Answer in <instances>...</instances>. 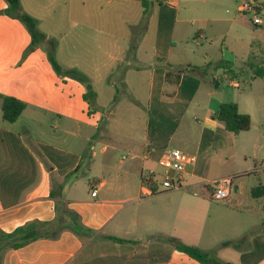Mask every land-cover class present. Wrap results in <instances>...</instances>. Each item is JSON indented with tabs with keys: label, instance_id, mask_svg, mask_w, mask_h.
Segmentation results:
<instances>
[{
	"label": "crops",
	"instance_id": "obj_1",
	"mask_svg": "<svg viewBox=\"0 0 264 264\" xmlns=\"http://www.w3.org/2000/svg\"><path fill=\"white\" fill-rule=\"evenodd\" d=\"M147 1L149 3L150 0ZM124 2L130 8L125 13L122 6L111 2L109 11L106 6L97 7L100 21L95 22L90 29L96 35V47L103 51L104 57L96 59L86 54V59H92V62L84 67V72L96 92L95 105L99 110H94V114L101 116L105 111H102V104L98 102L99 94L93 78L99 82L107 81L109 94L121 89L123 94L131 95L132 102H128L130 131L127 128L106 127L105 136L86 135L84 138L91 140L88 147L91 154L87 158L90 160L86 161L88 169L95 156V146H98L101 155H106L109 147L123 143L128 147L131 157L127 171L117 174L116 178L120 180L118 188L109 186L104 175L81 177L85 175L84 172L79 175L83 165L82 152L70 153L68 150L60 158L43 155L51 164L47 169L43 157L37 154V148L43 154L40 139H29L31 131L17 125L25 115L27 106L16 121L9 122L2 116L0 97V230L11 232L33 220L53 221L58 212L56 206L59 213L65 209L76 212L79 223L91 230L78 235L65 228L55 238L42 237L19 248L8 249L3 254L2 264H201L175 249L166 241V237H175L202 250L213 251L218 258L233 264H264V195H251L252 188L264 183V157L261 154V150H264V128L257 119V129L254 130L253 111H245L251 118L250 127L239 133L226 130L221 122L212 117L221 102L236 101L226 100L217 94L212 86L214 73L210 80L208 76L212 71L228 76L233 62L225 60L224 53H221L214 62L204 63L199 68L178 75V68L192 65L174 61L170 56L178 40L185 37L184 30L180 29L173 32L178 38L167 36L160 39L157 30L145 27L136 49L129 53L132 28L142 21L143 5L142 0ZM5 8L4 3H1L0 11ZM91 9L89 4L84 10L89 17ZM132 9L134 13L129 16ZM123 16L127 26L120 27ZM200 37L202 34L197 31L193 38ZM219 62L224 63L216 68L215 64ZM83 93L81 97L88 107ZM0 95L9 94L0 91ZM117 107L110 114H118ZM74 120L78 124H89L91 119L75 117ZM98 125L96 123L94 127L98 129ZM240 133H246V170L234 174L231 165L236 138L242 135ZM169 147L195 157L194 162L186 164L184 168L189 188L193 184L209 196L212 181L232 177L235 195L224 201L226 204L218 207L220 210L212 217L220 229L231 226L232 231L236 230L237 233L211 234V243H216L213 246L203 237L202 227L194 225L185 228L177 225L171 228L165 217L164 221L154 219L149 217L147 211L139 214L137 208L122 215L126 207L140 205L144 200L143 196L140 197L142 178L151 172L155 176L165 172L159 160L163 150ZM240 174L245 175V179L234 182L235 175ZM129 184L130 189H125ZM83 185L86 188L77 192ZM102 189L106 192L108 189L121 191L123 195L119 198L109 197L101 194ZM93 190H96L95 195H92ZM52 192L55 194L53 197ZM158 210L165 211L163 207ZM237 218V224L245 226L244 229L234 226ZM242 220L246 221L241 223ZM108 235L135 242H112L103 237ZM229 240L235 244L221 245Z\"/></svg>",
	"mask_w": 264,
	"mask_h": 264
},
{
	"label": "rangeland",
	"instance_id": "obj_2",
	"mask_svg": "<svg viewBox=\"0 0 264 264\" xmlns=\"http://www.w3.org/2000/svg\"><path fill=\"white\" fill-rule=\"evenodd\" d=\"M248 1L256 6V14L261 19V24L252 22L255 12L251 9L240 10V6ZM110 2L122 6L124 13L127 8L130 9L124 0H21L24 9L37 18V27L46 35V40L48 38L56 42L55 58L62 68H77L83 73L84 67L92 62V59H86V54L89 53L90 57L96 59L104 57L103 51L96 47V35L90 27L100 21L97 7L106 6L109 11ZM1 3L8 8L9 3L6 0H0ZM89 4L92 8L90 17L84 13ZM148 8L144 26L157 30L160 39L167 36L178 38L173 35L178 29L185 32L183 40H178L176 49L171 52L170 56L174 61L199 67L210 61L214 62L224 53V59L233 62L228 76L212 71L208 78L210 80L214 73L212 86L215 92L226 100L236 101L240 112L253 111L254 130L257 129V119L264 128V76L254 74L257 66L264 67V0H150ZM133 13L134 9L130 11L129 16ZM125 19L123 16L120 27L127 26ZM197 31L202 37L194 40ZM61 37L63 38L60 39ZM30 40L26 26L19 19L0 11V91L20 98L27 106L25 115L17 125L31 131L29 139H40L43 154H40L38 148L37 154L43 157L42 161L47 169L51 164L43 155L60 158L65 150L70 153L81 151L83 165L79 175L82 172L85 175L82 174L81 177L91 174L104 175L109 186L118 188L117 183L120 180L116 176L127 171L126 167L131 159L128 147L120 143L117 147H109L106 155H101L98 146H95V156L88 169L86 161L90 160L87 158H90L91 154L88 148L91 140L85 139L84 136H105L106 127L121 130L127 128L129 132L128 102H132L131 95L123 94L121 89L115 94H109L107 81L99 82L93 78L94 87L99 94L98 102L102 104V111H105L101 116L97 115V112L94 114V110H99L98 106L89 103L87 107L81 97L86 91L85 83L68 75L57 74L48 59L45 48L47 41L31 48ZM75 64L77 66H73ZM115 104L118 106V114H110L113 108L115 110ZM75 117L91 120L89 124H78L75 123ZM96 123L99 124L98 129L94 127ZM240 134L242 135L236 138L235 156L231 165L234 174L246 170V133ZM261 154L264 157L263 149ZM144 173L146 174V170ZM156 177L161 181L163 174H157ZM242 178L245 179V175H235L234 182H239ZM194 186L192 184L191 188L164 190L159 182V190L153 196L144 197L145 195L141 194L140 197L144 198L142 203L126 207L122 215L137 208L139 214L147 211L149 217L154 219L164 221L165 217L171 228L177 225L185 228L194 225L202 227L207 243L216 246V243H211L209 239L211 234L237 233L236 230L232 231L231 226H227L225 230L220 229L212 217L220 210L218 207L226 204L224 201L235 195V191L232 190L229 197L223 201H213L200 187ZM85 188L86 185H83L77 192H82ZM127 188L130 189V184L125 186V189ZM100 192L113 198L123 195L121 191L109 189L108 192L104 189ZM162 207L164 212L158 210ZM261 215L263 216V212ZM244 221L246 220L241 223ZM238 222L239 218L232 223L237 225L236 229H244L245 226H239Z\"/></svg>",
	"mask_w": 264,
	"mask_h": 264
},
{
	"label": "trees",
	"instance_id": "obj_3",
	"mask_svg": "<svg viewBox=\"0 0 264 264\" xmlns=\"http://www.w3.org/2000/svg\"><path fill=\"white\" fill-rule=\"evenodd\" d=\"M9 3L8 8L6 7L1 12L8 14L14 18L19 19L27 28L31 40V48L37 46L40 42L47 41L48 44L45 45L46 51L48 53V59L53 66L55 72L59 75L71 76L83 83H85L86 91L83 93L84 100L89 103H95L96 92L94 91L90 79L88 76L77 68L64 69L58 63L55 58V48L56 42L47 38L46 35L37 27L38 20L33 15L24 11L20 0H6ZM148 1L142 0L143 10H142V21L138 23L134 28H132L133 38L129 48V53H133L139 41V36L144 30L145 20L148 16ZM224 62H219L215 64L216 68L223 65ZM199 68L197 66L186 65L181 66L177 69L178 75L183 71ZM256 76H264V67L257 66L254 70ZM169 75V74H168ZM169 79V78H168ZM2 98V116L6 121L14 122L18 119L22 111L26 107V103L14 96L10 95H0ZM212 117L223 124V127L233 133H239L241 131H246L250 127L251 118L247 113H242L238 110V105L235 102H221L219 108ZM208 189L210 188L207 186ZM55 194L52 192L51 196ZM251 195L253 197H260L264 195V183L252 188ZM57 215L53 221H39L33 220L25 223L11 232H4L0 230V264H2V257L6 250L19 248L31 241H34L42 237H52L55 238L59 235L60 231L63 229H71L76 234L80 235L82 232L91 231L89 228L83 227L79 223V217L73 210L65 209L59 213V208L56 206ZM104 238L112 242H135V240H129L126 238L116 237V236H103ZM172 246L178 251L185 253L189 257L195 259L201 264H233L228 261H223L218 258L213 251L202 250L198 246L187 244L175 237H166ZM229 244H235L232 240L222 242V246Z\"/></svg>",
	"mask_w": 264,
	"mask_h": 264
},
{
	"label": "built area",
	"instance_id": "obj_4",
	"mask_svg": "<svg viewBox=\"0 0 264 264\" xmlns=\"http://www.w3.org/2000/svg\"><path fill=\"white\" fill-rule=\"evenodd\" d=\"M256 6H253L251 1L244 2L240 6V10H252L253 14L252 22L256 25L261 24V19L256 14ZM237 85V83H235ZM195 157L178 148H166L163 150L160 157V164L164 168L165 172L161 181H158L157 177L151 172L146 174L142 178V194L153 195L158 189V183L164 190L179 189L183 187H189V184L184 177V168L186 164L193 163ZM211 191L209 198L213 201H223L227 199L232 190V177H224L218 180H214L210 184ZM96 190H93L92 195H95Z\"/></svg>",
	"mask_w": 264,
	"mask_h": 264
}]
</instances>
